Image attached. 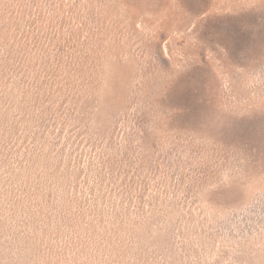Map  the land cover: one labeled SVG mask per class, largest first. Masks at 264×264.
Returning a JSON list of instances; mask_svg holds the SVG:
<instances>
[{
  "label": "rangeland",
  "instance_id": "1",
  "mask_svg": "<svg viewBox=\"0 0 264 264\" xmlns=\"http://www.w3.org/2000/svg\"><path fill=\"white\" fill-rule=\"evenodd\" d=\"M0 264H264V0H0Z\"/></svg>",
  "mask_w": 264,
  "mask_h": 264
}]
</instances>
